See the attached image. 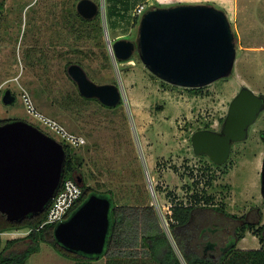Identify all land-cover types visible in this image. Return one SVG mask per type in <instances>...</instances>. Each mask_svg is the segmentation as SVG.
<instances>
[{"label":"rangeland","instance_id":"374dc122","mask_svg":"<svg viewBox=\"0 0 264 264\" xmlns=\"http://www.w3.org/2000/svg\"><path fill=\"white\" fill-rule=\"evenodd\" d=\"M2 1L0 121L22 120L53 135L28 115L24 100L28 94L33 106L46 118L83 138L85 144L74 149L80 157L76 180L80 186L85 182L90 187L88 194L93 190L102 194L112 191L118 205L131 207L125 212L129 223L124 226L130 235L122 237L129 249L148 257L141 236L155 226L165 231L172 242L169 225L172 206L176 201L190 204L196 191L201 196H214L215 205L211 207L223 208L230 216L229 219L221 214L208 216L217 229L216 235L211 233V239L219 245L247 213L252 221L264 225L261 194L264 111L250 127L248 139L233 145L224 165L213 167L207 156L195 155L191 141L199 130L221 129L229 105L241 88L248 87L264 95V0H130L135 6L125 14L118 3L111 28H108L104 0L99 27L90 26V34L82 35L76 30L74 10L80 0ZM141 4L148 10L204 4L224 11L237 50L232 76L194 92L153 76L138 51L130 61H117L108 39L112 45L118 40L136 41L141 17L135 16V9ZM72 64L81 65L98 85H119L124 96L122 104L108 108L82 97L67 72ZM7 90L16 96L14 104L3 102ZM208 166H212L216 179L206 187ZM195 180L202 183L196 186ZM202 206L206 203L202 202ZM148 207L153 208L155 221L148 218L145 211ZM28 234V229L1 234L0 251L8 240ZM261 248L259 238L250 231L237 243L238 250ZM106 261L103 257L93 264H106ZM28 264L76 262L65 258L52 245L42 243L41 251L32 255Z\"/></svg>","mask_w":264,"mask_h":264},{"label":"water","instance_id":"95a60500","mask_svg":"<svg viewBox=\"0 0 264 264\" xmlns=\"http://www.w3.org/2000/svg\"><path fill=\"white\" fill-rule=\"evenodd\" d=\"M76 10L84 20L91 21L104 11V0H80ZM108 44L117 61H129L138 51L153 76L185 89H201L229 78L237 58L228 16L204 4L151 8L140 19L136 41L118 40L112 45L108 39ZM67 72L86 99L98 100L108 108L117 107L124 100L119 85L96 84L79 64L70 65ZM3 102H16L11 90L5 92ZM263 111L264 95L241 88L229 105L220 131L205 129L192 135L194 154L224 165L233 145L248 139L250 127ZM66 160L64 145L38 127L22 120L1 124L0 213L9 222H20L44 212L64 180ZM261 194L264 200V164ZM111 208L109 198L90 194L68 220L56 225L55 240L70 252L103 256ZM170 237L178 250L171 232Z\"/></svg>","mask_w":264,"mask_h":264},{"label":"trees","instance_id":"16d2710c","mask_svg":"<svg viewBox=\"0 0 264 264\" xmlns=\"http://www.w3.org/2000/svg\"><path fill=\"white\" fill-rule=\"evenodd\" d=\"M118 3H121L120 11L124 14L128 13L135 6V3H131L130 0H105L108 28H111V26L114 27L113 18L117 14ZM3 5V1L0 0V8H3ZM76 6L77 5H75V8ZM74 10L75 18L78 22L76 30L80 33V35L86 33L90 34V26L93 29L99 27L100 14L95 19L87 21L78 14L76 9ZM74 27L75 25L73 23V28ZM199 90L200 89H192L190 91L197 92ZM98 103L100 102L98 101ZM121 104L122 102L120 105ZM6 122L9 121H0V125ZM63 145L67 153L64 181L68 179H76V164L80 157H77L74 148H71L66 144ZM212 166L218 167L214 163ZM212 166H208L205 171L207 175V179L204 182L206 187H209L213 182H215L216 179V175L211 169ZM192 175L194 174L192 173ZM200 183H202L201 180L194 181V185L196 186H199ZM81 188L83 190L82 195L77 200L72 210L69 212V216H71L85 202L90 194H97L102 197H107L112 201L110 227L103 256H85L81 253L70 252L58 244L53 234L56 226L45 224L49 211L48 207L44 212L29 216L20 222H9L7 217L0 213V235L5 232L22 229L29 230V234L27 236L23 238L11 239L6 242V245L0 251V264H28L29 258L41 251L42 243H48L52 245L57 252H60L65 258L74 260L76 264H93V262L99 261L103 257H106V264H183L182 261H184L185 264H264L263 245V248L261 249H237V243L245 237V233L247 231H250L255 236L260 237L262 244L263 239L261 238V232L263 231L264 226L258 230L255 229L254 225H247L238 228L237 240L231 238L229 243L223 249H221V253L218 254V260L215 261L209 255L206 258L203 257L205 250H207L208 254H211L212 250H214L213 245L211 244L213 242L211 239V232L214 233L215 230L211 229L210 225L205 226V223L201 221L200 217H214V214L217 213L224 215L226 218L230 217L225 212V209L211 207V205H215L213 204L215 197L212 195L201 196L198 191H196L197 193H195L189 200L190 204H183L182 202L179 203L176 201L171 209L172 214L170 216L171 222L169 225L171 234L178 250H175V247L168 238L167 233L155 226L151 232L141 236L142 246L146 249L148 255V257H145L142 254L137 255L138 252L129 249L130 246L128 245L127 240L122 239L125 234L130 233L129 231H126L124 226L126 223H129V219L126 218L125 212L131 207L127 208L126 206L118 205V203L114 200V192L112 191L108 194H102L93 190L92 193L88 194L91 189L85 182ZM202 202L206 203L205 207L202 206ZM145 211L148 212L147 216L151 221L156 220V215L152 207L145 208ZM192 217H195L196 221L190 222ZM214 223L215 221L213 224ZM214 227H216V225ZM208 230L209 232H207ZM25 242L27 244H25ZM22 244H25L26 246L23 247ZM177 252L180 254V256Z\"/></svg>","mask_w":264,"mask_h":264},{"label":"built area","instance_id":"2783aa9c","mask_svg":"<svg viewBox=\"0 0 264 264\" xmlns=\"http://www.w3.org/2000/svg\"><path fill=\"white\" fill-rule=\"evenodd\" d=\"M147 6L145 4L138 5L135 9V16L142 17L147 11ZM26 103L27 113L35 121L40 122L45 128H47L57 141H62L60 143L66 144L71 148H79L85 144V140L72 134L66 128H64L58 122L46 118L41 114L35 106L32 104V100L26 94L24 96ZM47 134V133H46ZM55 135V136H54ZM82 195V188L76 179L63 180L55 198L49 205L48 216L45 224L58 225L61 222L68 220L69 212L72 210L77 200Z\"/></svg>","mask_w":264,"mask_h":264},{"label":"flooded vegetation","instance_id":"af4514ba","mask_svg":"<svg viewBox=\"0 0 264 264\" xmlns=\"http://www.w3.org/2000/svg\"><path fill=\"white\" fill-rule=\"evenodd\" d=\"M221 130V129H220ZM219 130V131H220ZM263 140H264V137H263ZM263 164H264V158H263ZM264 201V200H263ZM219 216H220V213H217ZM217 214H214L215 216H217ZM218 217V216H217ZM230 218V217H229ZM228 218V219H229ZM200 219H201V221L202 222H204L205 223V226L206 225H210V227H211V229H214L215 231L217 230L216 228H214V226L212 225V223L211 222H209L210 221V219H209V217H206V216H204V217H200ZM200 219H199V221H200ZM193 221H196V218L195 217H192L191 219H190V222H193ZM241 223H240V225L239 226H237L236 228H235V230L233 231V232H229L228 233V235H229V237L227 238V239H221L222 241H220L221 242V244L219 245L217 242H212L211 244L213 245V248H214V250H212V253L211 254H208L207 253V250H205V252H204V254H203V257H207L208 255L209 256H211V258H213L215 261L216 260H218V254L219 253H221V249H223L228 243H229V241L231 240V238H234V239H236L237 240V236H238V234H237V230H238V228H241V227H243V226H247V225H254L255 227H258V229L259 228H261L262 226H264L263 224H261V222H255V221H252V218H251V216H250V214H245V216L243 217V218H241L240 220H239ZM258 223V224H257ZM261 224V225H260ZM206 230H207V227H206ZM224 231H226V228L224 229ZM207 232H209V230L207 231ZM212 233V232H211ZM213 234H215L216 235V232H214ZM255 236V235H254ZM255 237H257V238H259V242H260V244H261V241H260V237H258V236H255ZM261 238L263 239V243L261 244V245H263L264 246V229H263V231L261 232ZM216 250L219 252L218 254H215L216 253ZM217 255V256H216Z\"/></svg>","mask_w":264,"mask_h":264},{"label":"bare ground","instance_id":"6f19581e","mask_svg":"<svg viewBox=\"0 0 264 264\" xmlns=\"http://www.w3.org/2000/svg\"><path fill=\"white\" fill-rule=\"evenodd\" d=\"M111 48V47H110ZM112 49V48H111ZM112 51H113V49H112Z\"/></svg>","mask_w":264,"mask_h":264}]
</instances>
